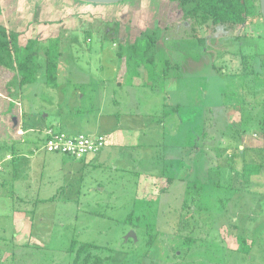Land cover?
<instances>
[{
    "label": "rangeland",
    "instance_id": "rangeland-1",
    "mask_svg": "<svg viewBox=\"0 0 264 264\" xmlns=\"http://www.w3.org/2000/svg\"><path fill=\"white\" fill-rule=\"evenodd\" d=\"M149 2L123 1L119 14L81 10L58 26L67 34L39 36L41 69L20 94L16 129L7 128L0 140V146L8 145L0 157L23 152L29 158L19 172L29 173L26 181L14 182L11 161L0 164V264H69L73 239L100 246V255L109 257L104 264H264V135L258 124L264 116V76L249 72L250 67L259 70L264 55V25L260 21L229 32L217 28L212 34L210 26H201L199 34L214 39L203 49L191 37L190 22L168 0H155L151 9ZM48 24L52 35L56 25ZM154 28L160 30L155 72L163 76L169 61L168 75L174 78L164 84L160 78L151 101L142 95L141 108L154 114L157 129L142 136L141 146L123 150L122 163L113 151L104 166L77 169L64 154L45 152L41 138L48 128L73 136L100 128L98 113L80 97L83 81L110 76L119 37L131 42ZM236 35L252 37L232 42ZM56 39L63 55L53 92L45 89L52 87L44 83L43 65L44 52ZM225 48L240 51L245 62L240 65L231 54L221 57ZM139 71L144 81L145 70ZM77 86L76 99L72 90ZM166 90L159 104L155 97ZM56 113L67 123L63 127ZM5 127L0 123L1 130ZM153 141V160L145 161L146 145ZM239 146L245 148L243 155ZM243 161L262 163L261 172L243 177ZM116 165L127 170L115 173ZM71 168L77 172L69 175ZM239 237L251 245L247 254L239 251Z\"/></svg>",
    "mask_w": 264,
    "mask_h": 264
},
{
    "label": "crops",
    "instance_id": "crops-1",
    "mask_svg": "<svg viewBox=\"0 0 264 264\" xmlns=\"http://www.w3.org/2000/svg\"><path fill=\"white\" fill-rule=\"evenodd\" d=\"M153 2H155V0H150L149 2L150 9L152 8ZM121 4L122 3L112 5H92L75 0H0V25L19 33L18 44L20 47H23L28 39H38L39 41L41 39H48L51 36L52 38L59 37L62 32H66L65 34H67L69 32L67 29L64 27L62 29V27L59 28L58 26H60L64 20L72 19L74 15L81 14V10L87 11L89 14L95 13L97 11H103L106 14H108V12L112 13L117 11V14H119V8ZM49 22L55 24L57 28L55 31L51 29V31L54 33L52 35H49L51 28V25L48 24ZM116 22L118 21H115L114 23ZM25 30L27 31V36L22 42V39L24 38L22 33H26ZM115 32H119L118 28L115 29ZM35 33H37V35ZM92 33L95 34L96 32L93 31ZM40 35L41 39H39ZM119 38V45H124L125 43L129 42L126 41V38ZM134 39L130 41L132 42ZM104 67L105 65H103V67L100 66L102 70ZM109 67L112 69L109 77L101 76L94 82L91 79H85L83 81V84L86 85V89L84 90V94H82L80 97L82 100L84 99L87 102L88 108L93 107V110H96L100 119L102 120L99 123V130L96 129L85 135L93 137L103 136L106 139V143L98 152L86 155L82 159H75L64 155L66 156L64 157L66 162L69 163V165H75L77 169L84 168L86 166H104L107 163L106 158L111 155L113 151L118 152L115 153L117 155L116 159L119 163H122L121 161L124 159L122 156L123 150H130L141 146L140 139L142 136L143 138L148 137L150 131H155L157 129V123L153 120L154 114L148 109L141 108V104L143 106L145 102L142 95L144 96L145 94L149 98V102L154 98L152 91H158L156 84L159 85L160 78H162L163 84L165 82L169 83L170 80H174L171 75H163L160 77L157 74L158 71L155 72L152 78H150L145 71L146 78L143 81V79L141 80L142 76L139 69V77L130 78L126 73V68L123 61L119 63L118 61H112L109 63ZM69 68L71 69L73 66ZM69 72L71 73V71H68V73ZM58 74L59 73H57V80L59 77ZM62 81H69V83L73 82V86L79 85L74 83V80L63 79ZM51 87L52 88L46 87L45 89L52 90L54 92L59 86L55 85ZM80 91V86L73 88L72 92L76 99ZM166 94L167 90L162 93L159 92V94L157 93V96H159L155 97V99L157 98L159 100V104L162 102ZM50 105L53 110V105H55V103L50 102ZM146 107L148 108L149 105ZM88 108H85V110H88ZM21 110H24L22 106ZM41 110L47 109H45L44 106H41ZM34 115H37L36 112H34ZM56 115L58 116V122L61 124V127H63L62 124H67L66 122L61 121V116H59V114L56 113ZM13 118L15 119V122L13 121L15 126L16 118L12 117V120ZM122 119L124 120L123 123L125 125L118 124ZM114 121L115 124L113 125ZM67 127L69 128L70 126L67 125ZM44 136L41 138L42 142ZM146 147L148 151L146 150L147 152H144L143 159H145V161L151 162L153 160L154 154L153 152H150V149L154 148V141L152 144L148 142ZM241 148L242 147L239 146V150H241ZM8 160L11 161V174L13 176L14 182L18 181V179H23V177H25V179H23L25 181L29 179V173L26 172L24 175L19 174L21 169H25L28 166L29 158L26 153L21 152L19 155L15 156L6 153L3 157H1L0 164H2V161L5 162ZM114 161L116 162V160ZM77 169L71 168L69 175L77 172ZM125 170H127L125 165H116L113 169L115 173L118 171L123 172ZM143 173L145 176H149L151 174H149V172H147L148 174L146 172ZM18 175H20V177Z\"/></svg>",
    "mask_w": 264,
    "mask_h": 264
},
{
    "label": "trees",
    "instance_id": "trees-1",
    "mask_svg": "<svg viewBox=\"0 0 264 264\" xmlns=\"http://www.w3.org/2000/svg\"><path fill=\"white\" fill-rule=\"evenodd\" d=\"M168 2L171 7L174 6L180 11L183 20L190 22L192 25L191 37L194 38L197 44L203 49L214 39H207L201 36L196 29L201 26L207 27V29L210 26L208 32L212 34L217 28H223L224 31L229 32L259 24L260 21L262 25H264L259 11L258 0H168ZM117 25V23H114L115 29H117ZM159 36V28H154L152 30L146 29L140 32L139 36H137L134 41L125 43L124 45H118L116 58L117 61L124 62L128 77H139L140 74L138 69L141 67L146 71L148 77H153L155 69L158 66V64H156V47ZM18 37L19 33L0 25V109L4 107L6 113L8 111L11 113L9 117V115L6 116V113L0 110V119L1 115L7 117L0 121V123L7 126L3 130L0 129V140L5 139L3 135L7 128L15 127L12 117H16L15 109H18L20 106V94L23 87L33 84L41 69V64L38 59L39 41L37 39H28L23 47H20L18 44ZM248 37L252 36L236 35L232 42H238L240 39L246 41ZM227 39L229 38L226 37L223 40L226 41ZM58 40L59 39L50 41V45L44 52V83L51 86L56 85L58 61L63 55L62 51L58 48ZM227 41H230V39ZM241 49L242 46L240 50ZM220 52L221 57L225 54H231L235 58L238 57L240 65L245 62V55H242L240 51L234 52L229 48H225ZM257 55L258 54L252 55L253 59L255 56L257 57ZM260 57L259 70L254 71V67H250V69H252H249V72L263 78L264 55ZM215 63L216 61L213 62L212 68L216 67ZM163 66L164 71H162V74L166 76L168 75L169 68H171L170 62L166 61ZM218 68L220 71L222 70L220 67ZM239 69L237 70L240 71ZM238 71H236V74ZM242 71L245 72V68H242ZM4 99L7 100L6 105H3L5 103L1 104V101H4ZM14 100H18V102H14ZM13 106L15 107L13 108ZM258 124L261 125V132L264 135V116L260 119ZM7 146L6 142L2 143L0 150L7 148ZM11 149H13V147H11ZM238 152L243 155L245 148L238 150ZM15 155L16 153L12 156ZM243 162V177L248 178L251 175H258L261 172L262 163L253 164L245 161ZM168 181L171 180L169 179ZM128 220H130V217ZM238 241L240 244L239 251L247 254L251 245H247L245 239L242 237H239ZM186 243L190 244L191 241L188 239ZM100 252L101 247L94 243H80L73 239L68 248V253L70 255L69 264H104L105 260L109 257H102Z\"/></svg>",
    "mask_w": 264,
    "mask_h": 264
},
{
    "label": "built area",
    "instance_id": "built-area-1",
    "mask_svg": "<svg viewBox=\"0 0 264 264\" xmlns=\"http://www.w3.org/2000/svg\"><path fill=\"white\" fill-rule=\"evenodd\" d=\"M44 134L42 149L45 152L64 154L75 159L98 152L106 143L103 136H73L51 128L46 129Z\"/></svg>",
    "mask_w": 264,
    "mask_h": 264
},
{
    "label": "water",
    "instance_id": "water-1",
    "mask_svg": "<svg viewBox=\"0 0 264 264\" xmlns=\"http://www.w3.org/2000/svg\"><path fill=\"white\" fill-rule=\"evenodd\" d=\"M78 2H84V3H89V4H94V5H111V4H117L126 0H75ZM259 2V11L264 23V0H258ZM13 121L15 122V119L13 118ZM128 236H132L134 238L133 234H130Z\"/></svg>",
    "mask_w": 264,
    "mask_h": 264
}]
</instances>
